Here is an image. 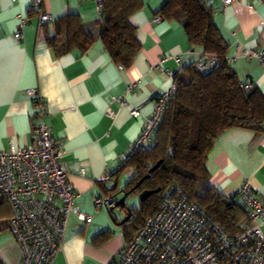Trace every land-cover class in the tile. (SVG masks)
<instances>
[{
	"label": "crops",
	"instance_id": "obj_1",
	"mask_svg": "<svg viewBox=\"0 0 264 264\" xmlns=\"http://www.w3.org/2000/svg\"><path fill=\"white\" fill-rule=\"evenodd\" d=\"M142 3L132 16L142 49L130 68L120 70L101 45L95 0H0V151L10 142L17 147L33 144V104L28 92L37 91L48 109L44 123L67 153L65 162L77 195L75 208L91 217L107 210L98 209L95 198L121 199L133 176L126 165L121 166L142 136L146 121L154 116L157 98L197 60L184 29L158 16L166 0ZM212 3L214 22L229 45L231 69L264 94V68L257 60L243 57L244 52L264 51V0H237L225 9L219 0ZM32 5L54 21L79 16L99 42L85 54L56 57L42 36L39 14L28 15ZM22 22L25 26L16 39ZM130 86L134 89L127 105L120 108L119 101ZM136 108L142 116L134 120L131 111ZM82 169L85 176L80 175ZM208 169L213 186L226 197L236 198L249 181L264 199V133L233 130L224 134L209 156ZM126 171V184L119 188ZM105 175L115 180L114 194L112 187L103 184ZM96 216L90 225L72 216L63 252L54 264H111L117 258L125 247L121 230L101 226L102 216ZM1 221L8 227V220ZM107 229L113 232L112 239L102 246L95 244L92 239ZM9 236L0 240V257L6 264H21V249Z\"/></svg>",
	"mask_w": 264,
	"mask_h": 264
},
{
	"label": "trees",
	"instance_id": "obj_2",
	"mask_svg": "<svg viewBox=\"0 0 264 264\" xmlns=\"http://www.w3.org/2000/svg\"><path fill=\"white\" fill-rule=\"evenodd\" d=\"M101 2V45L114 64L128 69L142 49L132 16L142 9L143 0ZM40 12V8L32 5L28 15L44 16ZM214 12L209 0H166L158 14L184 29L193 53L214 57L221 67L203 75L195 71L193 63L178 77V89L166 105L152 142L127 161L125 169H130L133 176L124 192L138 197L146 191L160 192L132 210V219L119 228L125 242L123 249L132 242L145 220L158 213L172 187L197 204L226 233L236 236L242 232L241 224L247 212L235 202V197H226L213 186L208 159L216 141L230 131L264 133V94L258 87L242 82L231 69L229 45L214 22ZM42 28V36L58 58L85 54L99 42L76 15L53 20ZM248 85L249 89L242 88ZM10 218L8 203L0 199V220ZM4 230L0 228V233ZM112 237L113 232L106 230L92 240L102 246ZM117 258L111 264H116ZM0 264H6L1 257Z\"/></svg>",
	"mask_w": 264,
	"mask_h": 264
},
{
	"label": "built area",
	"instance_id": "obj_3",
	"mask_svg": "<svg viewBox=\"0 0 264 264\" xmlns=\"http://www.w3.org/2000/svg\"><path fill=\"white\" fill-rule=\"evenodd\" d=\"M101 1L95 0L99 16ZM219 1L225 9L237 0ZM39 4L38 1L36 5ZM52 21L50 15L40 17L41 26ZM24 26L22 22L16 39H20ZM192 55L197 57L196 72L207 75L219 71L221 66L216 58L202 53ZM243 57L257 60L264 68V51L244 52ZM119 69L123 70L121 66ZM167 75L174 76L170 71ZM133 89L134 86L128 87L124 99L119 101L120 108L127 105ZM177 89L178 83L174 80L172 88L157 98L154 116L146 121L142 136L121 169L137 150L152 142L166 105ZM28 95L33 104V144L17 147L10 142L0 151V199L11 210L8 230L21 249V264H54L63 252L72 216L77 215L87 225L93 223V218L75 208L77 195L70 182L72 172L65 162L67 153L44 123L48 114L46 104L37 91H29ZM141 116L139 108L131 111L134 120ZM80 175L85 176L84 169ZM103 182L114 188L111 175H105ZM235 202L247 212L241 224L242 232L236 236L226 233L197 204L172 187L158 213L144 222L132 242L119 253L116 264H264V199L246 181ZM94 203L98 209L113 210L116 198L97 197Z\"/></svg>",
	"mask_w": 264,
	"mask_h": 264
},
{
	"label": "rangeland",
	"instance_id": "obj_4",
	"mask_svg": "<svg viewBox=\"0 0 264 264\" xmlns=\"http://www.w3.org/2000/svg\"><path fill=\"white\" fill-rule=\"evenodd\" d=\"M132 151V150H131ZM131 154V153H130ZM127 171L125 172V173H123L122 174V176H121V178H120V180H119V188H121L122 186H124L126 183H125V181L127 180ZM103 184H104V182H103ZM112 189V188H111ZM112 191H113V189H112ZM114 192L115 191H113V194H114ZM119 193V192H118ZM117 193V194H118ZM117 203V202H116ZM140 199H139V197L138 196H131V197H129L128 199H127V201H126V205L128 206V208H130V209H132V210H136V209H138L139 208V206H140ZM162 206V205H161ZM109 212H110V210H109ZM107 210H103L102 212H100V213H98V211L97 212H95L94 214H93V216L94 217H91V218H98L96 215H99V216H102L100 219H101V226H109L110 227V229H113V230H118V228H116V226L114 225V223H113V221H112V219H111V215H110V213H109ZM96 214V215H95ZM114 216L117 218V219H119L118 220V222H120L122 219H124V217L126 216L125 214H124V212L121 210V209H114ZM149 219V218H148ZM148 219H146L145 220V222L148 220ZM5 227H7V225H6V223L5 222H3V221H1L0 222V228H5ZM103 228V227H102ZM108 230V229H107ZM4 235L5 236H9L10 235V233H8V230H4L3 232H1L0 233V240H2L3 239V237H4ZM10 237V236H9Z\"/></svg>",
	"mask_w": 264,
	"mask_h": 264
},
{
	"label": "water",
	"instance_id": "obj_5",
	"mask_svg": "<svg viewBox=\"0 0 264 264\" xmlns=\"http://www.w3.org/2000/svg\"><path fill=\"white\" fill-rule=\"evenodd\" d=\"M160 190L154 191V192H150V191H146L142 194L139 195V199H140V203H144L146 200H148L151 196H153L154 194L159 193ZM131 193L132 192H122V197L121 199L116 203L115 209H121L124 214L126 215L124 217V219H122L120 222H118L119 219H117L114 216V209L110 210V215H111V219L114 223V225L116 226V228H121L124 225H126L131 219H132V209L128 208V206L126 205V201L129 197H131ZM228 206L230 205L229 201H227L226 203Z\"/></svg>",
	"mask_w": 264,
	"mask_h": 264
},
{
	"label": "clouds",
	"instance_id": "obj_6",
	"mask_svg": "<svg viewBox=\"0 0 264 264\" xmlns=\"http://www.w3.org/2000/svg\"><path fill=\"white\" fill-rule=\"evenodd\" d=\"M115 188H116V183H115V180H114V188H113V191H115ZM116 202H118L117 199H116Z\"/></svg>",
	"mask_w": 264,
	"mask_h": 264
}]
</instances>
